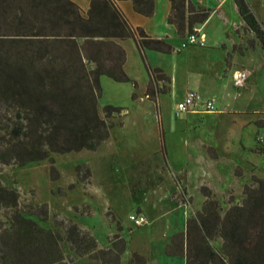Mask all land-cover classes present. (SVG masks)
I'll list each match as a JSON object with an SVG mask.
<instances>
[{"label": "trees", "instance_id": "1", "mask_svg": "<svg viewBox=\"0 0 264 264\" xmlns=\"http://www.w3.org/2000/svg\"><path fill=\"white\" fill-rule=\"evenodd\" d=\"M114 1L126 0H91L87 19L80 17L70 0L0 1V165L21 168L47 161L50 179L57 181L54 154L95 151L109 138L112 119L123 116L118 107L98 111L102 94L98 76L106 74L113 82L131 83L134 88L136 83L121 70L94 69L87 74L81 65L77 73H69L73 66L58 61H80L76 38L87 42L102 36L130 38L139 53L173 52L166 40L151 38L140 27L130 28ZM130 1L134 12L147 18L153 15L154 0ZM169 2L167 22L185 40L196 35L195 27L210 15L186 0ZM233 2L245 29L264 50V30L249 4L246 0ZM98 7L116 18L118 31H99L92 25ZM148 77L145 96L149 101L170 91L171 80L161 70L149 71ZM75 171L78 182L90 180L87 165L77 166ZM199 193L204 199L200 208L186 218L183 230L169 237L165 255L184 259L185 264H264V180L252 177L243 186L241 201L229 198L225 208L207 187L202 186ZM19 198L16 188L0 183V264H73L63 253L64 244L77 258L120 264L126 244L117 235L109 238V247L100 249L90 233L70 221L60 222L63 233L45 229L31 216L47 221V206L23 211ZM130 263L148 264L137 253Z\"/></svg>", "mask_w": 264, "mask_h": 264}, {"label": "crops", "instance_id": "2", "mask_svg": "<svg viewBox=\"0 0 264 264\" xmlns=\"http://www.w3.org/2000/svg\"><path fill=\"white\" fill-rule=\"evenodd\" d=\"M70 1L78 7L80 17L87 19L91 0ZM186 1L196 8L210 12L208 19L195 27L197 37L204 39V46L186 45L185 36L181 37L175 27L168 24L169 0H154V13L149 18L134 12L130 0L114 1L130 28L140 27L151 38L166 40L173 47V52L161 54L146 50L139 53L130 38L121 40L115 36H102L94 37L90 42L84 38H76L80 61L58 62L73 66L74 68L69 67V73H77V67L80 68L81 65L87 74L94 69L124 72L136 83L135 89L143 93V97L135 94V100L144 98L154 105L161 151L166 157L165 166L168 169L164 171H169L164 187L168 189L172 186L170 177L173 175L182 183L188 196L195 189L199 193V189L205 186L219 198L220 193L235 191L236 187L242 191L252 177L264 180V106L254 110L239 103L245 96H249V100L256 97L259 87L264 91V50L254 35L245 29L233 0ZM246 1L264 30V0ZM94 10L92 25L99 31H118L115 17L110 16L104 8ZM242 68L249 70V77L240 91L233 85V76ZM155 69L161 70L171 80L167 94L177 102L172 107L175 116L177 104L189 93L214 98L217 111L209 113L196 107L178 115L180 118H176L177 120H168L163 114V94L155 101H149L145 96L148 72ZM98 78L100 85L120 88L112 85V78L106 74ZM127 92L130 95L132 91ZM110 103V106L122 107L120 102ZM97 108L101 111L98 103ZM245 130L249 134L246 142ZM110 137L109 135L92 152L102 148ZM245 153L252 156L250 162L244 159ZM170 158L175 165L167 164ZM180 183L176 181L172 187L182 190ZM199 198L201 206L204 199L200 193ZM172 204L176 210L186 208L184 204ZM138 212L146 218L142 210ZM183 218L186 221L185 210Z\"/></svg>", "mask_w": 264, "mask_h": 264}, {"label": "rangeland", "instance_id": "3", "mask_svg": "<svg viewBox=\"0 0 264 264\" xmlns=\"http://www.w3.org/2000/svg\"><path fill=\"white\" fill-rule=\"evenodd\" d=\"M241 70H245L249 77L248 69ZM110 83L120 88L101 85L99 108L102 110L110 106V102H120L123 116L112 119L114 126L108 143L97 152L82 150L79 153L54 154V166L59 173L57 181H51L49 163L42 161L21 168L0 165V183L18 190L23 211L31 206H47V221L41 222L36 216H31L45 229H57L63 233L60 222L70 221L90 233L99 248L109 246V238L117 235L126 244L120 264H131L133 253L144 256L150 264H185L184 259L166 256L164 247L171 235L183 229V211L188 217L200 206L199 193L195 189L188 196L182 183L173 175L170 177L171 185L177 181L182 190L164 187L169 171H164L168 169L165 166L166 157L161 151L154 105L144 98L133 100L132 94L143 97V93L131 83ZM127 91L132 92L128 95ZM263 93L262 87H259L256 97L249 100V96H245L239 103L254 110L260 109L264 106ZM162 96L165 117L171 121L180 118L172 112L176 100L169 98L168 94ZM120 122L122 126L118 125ZM248 138L245 130L244 141ZM251 157L250 153H245L244 159L250 162ZM172 163L175 165L173 159H168L167 164L170 166ZM81 165H88L92 174L84 184L78 182L75 173L76 167ZM70 185L73 188L70 189ZM220 196L218 199L223 202V208L229 198L240 202L243 197L239 187L235 191L222 192ZM171 201L184 204L186 208L176 210ZM139 210L145 213L147 223L137 227L130 216L141 214ZM63 253L74 260L73 264H100L86 257L77 258L68 251L66 244Z\"/></svg>", "mask_w": 264, "mask_h": 264}, {"label": "built area", "instance_id": "4", "mask_svg": "<svg viewBox=\"0 0 264 264\" xmlns=\"http://www.w3.org/2000/svg\"><path fill=\"white\" fill-rule=\"evenodd\" d=\"M196 31V30H195ZM204 39H199L196 35H190L186 39L187 45L204 46ZM248 78V73L245 70L237 71L233 76V85L236 88H243ZM200 108L203 111L214 113L217 111L216 101L214 98H203L199 94L189 93L184 99L177 104L176 116L181 113L188 112L194 108ZM130 220L135 226L140 227L147 223L145 216L137 215L130 216Z\"/></svg>", "mask_w": 264, "mask_h": 264}]
</instances>
